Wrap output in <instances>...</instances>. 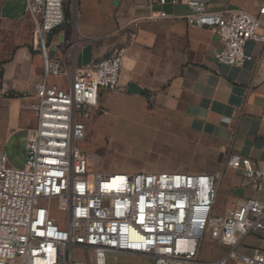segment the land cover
<instances>
[{"label":"built area","instance_id":"2783aa9c","mask_svg":"<svg viewBox=\"0 0 264 264\" xmlns=\"http://www.w3.org/2000/svg\"><path fill=\"white\" fill-rule=\"evenodd\" d=\"M68 1L27 0L44 72L34 85L37 123L26 142L25 169L10 167L0 151V264H107L109 253L149 255L155 264H264V247L241 250L249 237L264 239V199L239 200L217 215L215 173L103 174L79 146L101 94L118 89L128 49L79 68L73 37L59 59L54 35L69 14L73 22L78 16V0ZM144 1L165 7L180 0ZM181 2L191 10L190 28L209 29L221 40L219 65L242 67L253 59L248 43L264 44V0L258 14L244 7L211 12V0ZM167 17L162 11L160 18ZM51 77L66 78L67 88ZM229 165L264 192V163L235 156ZM207 237L228 252L198 260Z\"/></svg>","mask_w":264,"mask_h":264},{"label":"crops","instance_id":"0c3cea01","mask_svg":"<svg viewBox=\"0 0 264 264\" xmlns=\"http://www.w3.org/2000/svg\"><path fill=\"white\" fill-rule=\"evenodd\" d=\"M64 34L76 37L77 66L85 68L126 47L118 89L100 96L96 124L106 134L95 153L103 174L212 172L224 211L239 200L264 199L229 165L240 156L264 163V44L250 42L252 60L219 65L222 42L209 29L187 25L190 8L144 0H81ZM263 0H211L208 10L246 8L258 14ZM162 11L167 18H160ZM264 22V18H263ZM44 59L34 47L27 0H0V118L5 134L36 127L32 106ZM10 124L12 128L10 129ZM14 128V129H13ZM112 140V141H111ZM90 153V152H89ZM104 165L121 169L104 171ZM107 264H155L149 255L109 253Z\"/></svg>","mask_w":264,"mask_h":264},{"label":"rangeland","instance_id":"374dc122","mask_svg":"<svg viewBox=\"0 0 264 264\" xmlns=\"http://www.w3.org/2000/svg\"><path fill=\"white\" fill-rule=\"evenodd\" d=\"M75 0H69L68 2L72 5H74ZM82 4L81 0H78V11L80 10V6ZM69 22L71 23V14H69ZM55 42L59 43L61 46L58 56L59 59L63 58L64 52L62 51V48L65 47V41H64V34H61L60 38L56 39ZM50 83H58L60 86L67 88V79L66 78H60L55 79L54 77L50 78ZM96 117H92V119L87 123V137L84 141L79 143V146L90 153H95L97 151V148L99 147V143L102 141H105L106 134L104 131L100 129L99 126L96 124ZM5 119L2 120L0 118V151L4 152L7 156L8 165L14 169L17 170H23L26 167L27 164V155H26V142L28 140V137L30 135L29 128L23 129V130H16L11 136L5 134ZM12 128V124H10V129ZM14 129V128H13ZM112 141V140H111ZM104 171H116L121 169H118L114 167L113 165H104L102 167ZM160 173V172H159ZM219 180L217 183V188L219 186ZM226 197L219 196L218 193V199L216 202V209L215 213L217 215H224L225 211V205H226ZM227 212V211H226ZM56 215H60L59 213H56ZM264 247V239H262L261 235L252 236L246 239L244 246H242L241 250L244 252L251 253L257 248H263ZM228 247H223L219 245L218 243L211 241L209 237H207L204 241L203 247L200 251V254L198 256V260L200 261H212L217 259L218 257L222 256L226 252H228ZM76 256L79 257L78 252H75ZM82 256V254H80Z\"/></svg>","mask_w":264,"mask_h":264}]
</instances>
